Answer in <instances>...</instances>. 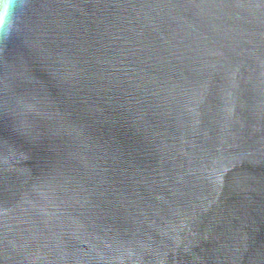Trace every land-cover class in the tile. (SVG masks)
<instances>
[{
    "label": "water",
    "instance_id": "obj_1",
    "mask_svg": "<svg viewBox=\"0 0 264 264\" xmlns=\"http://www.w3.org/2000/svg\"><path fill=\"white\" fill-rule=\"evenodd\" d=\"M0 264H264V0H15Z\"/></svg>",
    "mask_w": 264,
    "mask_h": 264
},
{
    "label": "clouds",
    "instance_id": "obj_2",
    "mask_svg": "<svg viewBox=\"0 0 264 264\" xmlns=\"http://www.w3.org/2000/svg\"><path fill=\"white\" fill-rule=\"evenodd\" d=\"M15 7V0H0V28L7 30L11 11Z\"/></svg>",
    "mask_w": 264,
    "mask_h": 264
}]
</instances>
